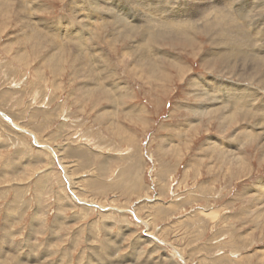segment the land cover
<instances>
[{
	"label": "rangeland",
	"instance_id": "1",
	"mask_svg": "<svg viewBox=\"0 0 264 264\" xmlns=\"http://www.w3.org/2000/svg\"><path fill=\"white\" fill-rule=\"evenodd\" d=\"M167 1L0 0V264H264V0Z\"/></svg>",
	"mask_w": 264,
	"mask_h": 264
},
{
	"label": "bare ground",
	"instance_id": "2",
	"mask_svg": "<svg viewBox=\"0 0 264 264\" xmlns=\"http://www.w3.org/2000/svg\"><path fill=\"white\" fill-rule=\"evenodd\" d=\"M153 1H154V0H153ZM166 1H167V0H166ZM167 2H168V1H167ZM167 2H166V4H167ZM174 2H175V1H174ZM143 3H144V2H143ZM149 3H150V2H149ZM202 3H203V2H202ZM204 3H205V2H204ZM231 3H232V2H231ZM164 4H165V3H164ZM170 4H171V2H170ZM170 4H169V6H170ZM214 4H215V3H214ZM232 4H233V3H232ZM156 5H159V4H156ZM215 5H216V4H215ZM215 5H214V6H215ZM113 6H114V5H113ZM140 6H141V4H140ZM145 6H146V5H145ZM147 6H148V5H147ZM167 6H168V5H167ZM173 6H174V5H172V7H173ZM194 6H195V5H194ZM196 6H197V5H196ZM196 6H195V7H196ZM206 6H207V4H206ZM218 6H219V5H218ZM153 7H154V6H153ZM159 7H160V6H159ZM191 7H192V6H191ZM197 7H198V6H197ZM207 7H208V6H207ZM212 7H213V6H212ZM222 7H224V6H222ZM222 7L220 8L221 10H222ZM239 7H240V6H238V8H239ZM145 8H146V7H144V10H145ZM151 8H152V7H151ZM179 8H180V5H179ZM217 8H219V7H217ZM228 8H229V7H227V9H228ZM156 9H157V8H156ZM156 9H154V10H156ZM170 9H171V8H170ZM180 9H181V8H180ZM194 9H195V8H194ZM215 9H216V6H215ZM130 10H131V9H130ZM149 10H151V9H149ZM171 10H172V9H171ZM208 10H209V9H208ZM147 11H148V8H147ZM163 11H164V10H163ZM212 11H214V10H212ZM105 12H106V11H105ZM122 12H123V11H122ZM145 12H146V11H145ZM156 12H157V11H154V13H156ZM169 12H170V11H169ZM182 12H184V11H182ZM182 12H181V13H182ZM193 12H195V11H193ZM218 12H219V11H218ZM228 12H229V11H228ZM141 13H142V12H141ZM178 13H179V12H178ZM184 13H186V12H184ZM229 13H230V12H229ZM235 13H236V12H235ZM240 13H241V12H240ZM102 14H103V13H102ZM116 14H117V13H116ZM137 14H138V13H137ZM147 14H148V13H147ZM159 14H160V13H159ZM161 14H162V13H161ZM207 14H208V13H207ZM222 14H223V13H222ZM238 14H239V12H238ZM243 14H244V13H243ZM243 14H242V15H243ZM177 15H179V14H176V16H177ZM180 15H181V14H180ZM217 15H218V14H217ZM225 15H227V13H226ZM232 15H233V14H232ZM232 15H231V16H232ZM181 16H182V15H181ZM181 16H178V17L180 18ZM233 16H234V15H233ZM233 16H232V17H233ZM245 16H246V15H245ZM217 17H218V16H217ZM232 17H231V18H232ZM238 17H241V16L238 15L237 18H238ZM243 17H244V15H243ZM121 18H122V15H121ZM158 18H161V16L158 17ZM167 18H168V17H166V19H167ZM171 18H172V16H171ZM186 18H187V17H186ZM204 18H205V17H204ZM207 18H208V17H207ZM219 18H220V16H219ZM225 18H226V16H225ZM241 18H242V17H241ZM246 18H247V17H246ZM208 19H209V18H208ZM234 19H235V18H234ZM149 20H150V18H149ZM151 20H152V19H151ZM167 20H168V19H167ZM167 20H166V21H167ZM200 20H201V19H200ZM206 20H207V19H206ZM217 20H218V19H215V21H217ZM220 20H222V18H221ZM220 20H218L217 22H219ZM223 20H224V19H223ZM235 20H236V19H235ZM243 20H245V19L243 18ZM243 20H242V21H243ZM100 21H101V20H100ZM147 21H148V20H147ZM153 21H154V20H153ZM160 21H161V20H160ZM160 21H157V22H160ZM162 21H163V20H162ZM168 21H169V24H168V23H165V24H161V25H160L161 30L166 29V31H175L174 28H175V27H179V25H178L177 23L173 22L172 19H171V20H168ZM170 21H172L173 23H170ZM203 21H204V20H203ZM207 21H208V20H207ZM209 21H210V20H209ZM209 21H208V22H209ZM211 21H212V20H211ZM225 21H228V20H225ZM230 21H231V20H230ZM238 21H239V20H238ZM238 21H237L236 23H238ZM182 22H183V21H182ZM217 22H216V23H217ZM220 22H221V21H220ZM222 22H223V21H222ZM243 22H244V21H243ZM245 22H246V21H245ZM247 22H248V21H247ZM180 23H181V22H180ZM187 23H188V22H187ZM204 23H205V22H204ZM216 23H215V25H216ZM228 23L230 24V22H228ZM131 24H132V23H131ZM138 24H139V23H138ZM176 24H177V25H176ZM206 24H207V22H206ZM208 24H209V23H208ZM224 24H226V23L224 22ZM224 24L221 25V23H220V25H221L222 27L225 26V28H226V26H227L228 24H227V25H224ZM231 24H232V21H231ZM239 24H240V23H239ZM245 24H246V23H245ZM133 25H134V24H133ZM148 25H149V24H148ZM125 26H126V25H125ZM128 26H129V25H128ZM149 26H150V25H149ZM149 26H148V27H149ZM152 26H153V25H152ZM209 26H210V25H209ZM218 26H219V25H218ZM238 26H239V25H238ZM257 26H259V25H257ZM146 27H147V26H146ZM150 27H151V26H150ZM155 27H156V26H155ZM181 27H182V26H181ZM212 27H214V26L212 25ZM227 27H230V26H227ZM239 27L242 28L241 25H240ZM244 27H245V26H244ZM259 27H260V26H259ZM262 27H263V26H262ZM141 28H142V27H141ZM151 28H152V27H151ZM171 28H173V29H171ZM179 28H180V27H179ZM206 28H207V27H206ZM219 28H221V27L219 26ZM235 28H237V26H236ZM235 28H234V25H233L232 29H235ZM245 28H246V27H245ZM245 28H244V29H245ZM132 29H134V28H132ZM142 29H143V28H142ZM152 29H153V28H152ZM158 29L160 30V28H158ZM223 29H224V28H223ZM226 29H227V28H226ZM226 29H225V30H226ZM259 29H260V28H259ZM130 30H131V29H130ZM145 30H146V29H145ZM216 30H217V28H216ZM216 30H213V32H215V38H216ZM230 30H231V29H230ZM236 30H237V29H236ZM241 30H242V32H244L243 28H242ZM241 30H239V31H241ZM245 30H246V29H245ZM125 31H126V30H125ZM134 31H135V30H134ZM138 31H139V30H138ZM156 31H157V30H156ZM163 31L166 32L165 30H163ZM163 31H162V32H163ZM178 31H179V30H178ZM220 31H221V30H220ZM222 31H224V30H222ZM222 31H221V33H222V36H223V34H227V32H228L229 30H228V31L226 30V31H227L226 33H223ZM232 31H233V30H232ZM260 31H262V30H260ZM139 32H140V31H139ZM242 32H240L241 35H243ZM263 32H264V31H263ZM149 33H150V32H149ZM151 33H152V34H151L152 36H149V37H150V38H153V36L156 35V34H154L153 31H152ZM168 33H169V32H168ZM218 33H219V31L217 32V34H218ZM221 33H220V34H221ZM137 34H138V33H137ZM157 34H158V33H157ZM159 34H162V33L159 32ZM159 34H158V35H159ZM165 34H167V33H165ZM180 34L182 35V32H181V31H180ZM228 34H229V33H228ZM230 34H232V32H231ZM233 34H234V32H233ZM238 34H239V33H238ZM244 34H245V33H244ZM248 34H249V32H248ZM144 36H145V35H144ZM161 36H164V35H161ZM225 36H226V35H225ZM225 36H223V37H225ZM255 36H256V35H255ZM79 37H81V36H79ZM146 37H147V35H146ZM155 37H156V36H155ZM155 37H154V38H155ZM159 37H160V36H159ZM179 37H180V36H179ZM226 37H227V36H226ZM230 37H231V36H230ZM230 37H229V38H230ZM243 37H244V36H243ZM245 37H246V36H245ZM245 37H244V40H245ZM147 38H148V37H147ZM150 38H148V39H150ZM154 38H153V39H154ZM156 38H157V37H156ZM165 38H166V37H165ZM227 38H228V37H227ZM229 38H228V40H226V41H229V40H230ZM231 38L233 39L234 37H231ZM238 38H239V36H238ZM241 38H242V36H241ZM256 38H257V37H256ZM143 39L145 40V37H143ZM221 39H222V38H221ZM223 39H224V38H223ZM223 39H222V40H223ZM225 39H226V38H225ZM235 39H236V38H235ZM239 39H240V38H239ZM247 39H249V38L247 37ZM150 40H151V39H150ZM154 40H155V39H154ZM154 40H153V41H154ZM182 40H183V39H182ZM216 40H218V39H216ZM216 40H215V41H216ZM153 41H152V42H153ZM179 41H180V40H179ZM223 41H224V40H223ZM232 41H233V40H232ZM232 41L230 40L229 43H232ZM238 41H239V40H238ZM241 41H242V40H241ZM241 41H240V44L237 45V46H240V45H242V44L244 43V42H243V43L241 44ZM249 41H250V39H249ZM146 42H147V41H146ZM155 42H156V41H155ZM218 42L220 43V41H218ZM221 42H222V41H221ZM216 43H217V42H216ZM233 44H234V41H233ZM233 44H232V45H233ZM247 44H248V43H247ZM255 44H258V43H255ZM157 45H158V44H157ZM180 45H181V44H180ZM220 45H221V44H220ZM224 45H225V44L223 43V46H224ZM226 45H227V42H226ZM232 45H230V46H232ZM245 45H246V44H245ZM249 45H251V44H249ZM144 46H145V45H144ZM178 46H179V45H178ZM188 46H189V45H188ZM235 46H236V45H235ZM251 46H252V45H251ZM134 47H135V46H134ZM185 47H186V46H185ZM221 47H222V45H221ZM225 47H226V46H225ZM227 47H229V44L227 45ZM244 47H246V46H244ZM231 48H232V47H231ZM231 48H230V49H231ZM239 48H240V47H239ZM247 48H249V47H247ZM139 49H140V48H139ZM251 49H252V48H251ZM260 49H261V48H260ZM262 49H263V48H262ZM218 50H219V49H218ZM234 50L237 51V49H235V48H234ZM249 50H250V49H249ZM254 50H255V49H254ZM211 51H212V50H211ZM219 51H222V50H219ZM240 51H241V50H240ZM240 51H239V53H236V52H234V53L239 55V54H240ZM193 52H194V51H193ZM193 52H192V53H193ZM216 52H217V51H216ZM216 52H215V53H216ZM225 52H227V51H225ZM231 52H232V51H231ZM231 52H229V53H231ZM241 52H242V54H243L244 50L241 51ZM245 52H247L246 49H245ZM245 52H244V53H245ZM258 52H260V51H258ZM258 52H257L256 54H259ZM163 53H166V52H163ZM217 53H218V52H217ZM220 53L222 54V52H220ZM213 54H214V52H213ZM213 54H212V55H213ZM223 54H225V53H223ZM226 54H228V52H227ZM245 54H246V53H245ZM253 54H254V53H253ZM262 54H263V53H262ZM148 55L150 56V54H148ZM164 55H165V54H164ZM197 55H198V54H197ZM215 55H216V54H215ZM215 55H214V56H215ZM149 56H148V57H149ZM219 56H220V55H219ZM227 56H229V55H227ZM230 56H231V55H230ZM230 56H229V57H230ZM234 56H236V55H234ZM234 56H233V57H234ZM259 56H260V54H259ZM150 57H151V56H150ZM172 57H173V56H172ZM220 57H222V56H220ZM229 57H228V58H229ZM242 57H243V56H241V59H242ZM135 58H137V60H138V63H135V68L138 69V68H140V67L142 66L141 61H144L145 59H147V60H151L152 57H151V58H145L144 56L139 55V56H137V57H135ZM245 58H247V57H245ZM248 58H251V57H248ZM209 59H210V58H209ZM225 59H227V58H225ZM261 59H262V58H261ZM261 59H260V61H263V60H261ZM219 60H220V59H219ZM233 60H234V59H233ZM246 60H247V59H246ZM248 60L250 61L251 59H248ZM253 60H254V59H253ZM255 60H256V59H255ZM257 60H258V59H257ZM215 61H217V60H215ZM230 61H231V60H230ZM236 61H237V60H236ZM260 61H259V62H260ZM206 62H207V61H206ZM228 62H229V59H228ZM228 62H227L226 64H228ZM240 62H242V61H240ZM224 63H225V62H224ZM209 64H210V63H209ZM222 64H223V63H222ZM234 64H235V63H233V65H234ZM240 64H241V63H240ZM261 64H262V62H261ZM171 66H172V65H171ZM218 66H219V65H218ZM225 66H226V65H225ZM228 66H229V65H228ZM230 66H231V65H230ZM259 67H261V65H260L259 63H254V64H253V63H250V64H244V65L242 64L241 66L237 67V72H238V73H241V75L239 76L240 78H246V77L248 76V78L250 79V78H254V75H255L256 73L259 74V72H260V68H259ZM210 68H212V67H210ZM232 68H233V67H232ZM235 68H236V65H235ZM166 69H167V68H166ZM178 70H179V72H181V71H180L181 69H178ZM226 70H227V72H229V73L231 72V70H230L229 68L226 69ZM258 70H259V72H258ZM157 71H159V69H155V68H153V67L151 68V74L154 75ZM172 71H173V70H172ZM162 72H164V71H160L159 73L161 74ZM222 72H223V70H222ZM233 72H234V71H233ZM229 73H228V74H229ZM160 74H159V75H160ZM223 74H224V72H223ZM231 74H232V73H231ZM258 74H257V75H258ZM159 75H158V76H159ZM232 75H234V74H232ZM235 75H236V74H235ZM257 75H256V76H257ZM158 76H157V77H158ZM163 76H165V75H163ZM166 76H167V75H166ZM166 76H165V77H166ZM180 76H181V75H180ZM218 76H219V75H218ZM227 76H228V75H227ZM230 76H231V75H230ZM155 77H156V76H155ZM220 77H221V76H220ZM225 77H226V76H225ZM162 78H163V77H162ZM166 78H167V77H166ZM168 78H169V76H168ZM171 78H172V77H171ZM171 78H170V79H171ZM211 78H212V77H211ZM228 79H229V78H228ZM233 79H234V76H233ZM237 79H238V78H236L235 80H237ZM261 79H262V81H261ZM201 80H202V79H201ZM212 80H213V78H212ZM258 80L261 81L262 83H264V74H262L261 76L259 75V76H258ZM159 81H160V80H159ZM161 81H163V80L161 79ZM202 81H203V80H202ZM215 81H216V80H215ZM224 81H225V80H224ZM195 82H196V81H195ZM219 82H220V81H219ZM236 82H237V81H236ZM257 82H258V81H257ZM203 83H204V81H203ZM208 83H210V85L212 84L211 82H208ZM224 83H225V82H224ZM226 83H228V82H226ZM240 83H241V82H240ZM259 83H260V82H259ZM259 83H258V84H259ZM196 84H197V83H196ZM219 84H220V83H219ZM230 84H231V83H230ZM230 84H228V85H230ZM235 84H237V83H235ZM241 84H242V83H241ZM241 84H240V85H241ZM205 85H206V83H205L203 86H205ZM223 85H224V84H223ZM225 85H226V84H225ZM225 85H224V86H225ZM237 85H238V84H237ZM196 86H198V85H196ZM213 86H214V83H213ZM241 86H243V85H241ZM201 87H202V86H201ZM209 87H210V86H209ZM226 87H227V86H226ZM228 87H229V86H228ZM228 87H227V88H228ZM234 87H235V86H234ZM205 88L208 89V85L205 86ZM213 88H214V87H213ZM216 88H217V87H216ZM216 88L214 89V91H217ZM224 88H225V87H224ZM227 88H226V90H227ZM229 88H230V87H229ZM245 88H246V87H245ZM207 89H206V90H207ZM234 89H236V88H234ZM221 90H222V88H221ZM224 90H225V89H224ZM199 91H200V90H199ZM227 91H228V90H227ZM231 91H232V89H231ZM234 91H236V90H234ZM245 91H246V90H245ZM228 92H229V91H228ZM251 92H252V90H251ZM253 92H254V91H253ZM196 93H197V92H196ZM203 93L206 94V95H209L210 98L207 100V98H208V96H207V98H205L207 101H206L204 104L202 103V105H200V107H199L200 109H199V110L202 112V114L205 113V112H209V111H210V113L212 114L214 111L217 112V110H219V115H220V113H221V115L219 116V119H220V120L222 119V120H224L225 122H226V121H230V122H228V123H232L231 121L233 120L234 117H236V109H235L236 106H233V110H231L232 108H231V109L228 108V107H227L228 105H227L226 103L224 104V101H223V105H225V107H224V108H223V107L220 108V107H218V106L216 105L217 103L215 102V100H216L217 102H219V101L217 100V99H219V98H217L215 95H214V97H213V95H211L212 93L209 94V93L205 92L204 90H203ZM219 93H220V92H219ZM242 93H243V92H242ZM242 93H241V94H242ZM247 93H248V92H247ZM197 94H198V93H197ZM215 94H216V93H215ZM221 94H222V93H221ZM224 94H225V92H224ZM238 94H239V93H238ZM202 95H203V94H202ZM232 95H233V94H232ZM232 95H231V96H232ZM236 95H237V94H236ZM247 95H249V94H247ZM198 96H199V95H198ZM203 96H205V95H203ZM227 96H228V95H227ZM237 96H238V95H237ZM249 96H250V95H249ZM249 96H248V97H249ZM219 97H220V96H219ZM223 97H224V96H222L221 99H223ZM242 97H243V96H242ZM244 97H245V96H244ZM224 98H225V97H224ZM227 98L232 99V98H230V97H226L225 100H227ZM234 99H235V97H234ZM247 100H248V99H247ZM253 100H254V99H253ZM232 101H233V100H232ZM232 101H231V102H232ZM226 102H227V101H226ZM228 102H229V101H228ZM249 102H250V101H249ZM238 103H239V102H238ZM240 103H241V101H240ZM253 103H254V102H253ZM253 103H252V104H253ZM252 104H250V106H251ZM219 105H222V103H219ZM229 105H230V104H229ZM233 105H234V104H233ZM253 105H254V104H253ZM246 106H247V105H246ZM237 107H238V106H237ZM237 107H236V108H237ZM253 107H254V106H253ZM195 108H198V107H195ZM218 108H219V109H218ZM212 109H213V110H212ZM257 111H258V110H257ZM227 112H228V113H227ZM263 112H264V111H263ZM210 116H211V115H210ZM245 116H246V115H245ZM240 117H241V116H240ZM262 117H263V115H262ZM214 118H215V117H214ZM217 118H218V117H217ZM9 119H10V118H9ZM260 119H261V117H260ZM253 120H255V119H253ZM223 123H224V122H223ZM223 123H222V124H223ZM263 123H264V122H262V124H263ZM262 126H263V125H262ZM257 127H258V126H257ZM257 127H256V128H257ZM263 127H264V126H263ZM245 128H246V127H245ZM250 129H251V128H250ZM258 130H259V129H258ZM263 132H264V130H263ZM238 136H239V135H238ZM245 136H246V138H248L250 141L255 140V139L257 138V137H256L257 134L255 133V134L253 135L252 132H250V131H245ZM243 138H244V137H243ZM260 138H261V137H260ZM260 138H259V140H260ZM262 138H263V139L260 140V141H261V145H260V146H261L262 148H264V136H262ZM128 139H129V138H128ZM243 141H244V139H243ZM259 143H260V142H259ZM253 144H254V143H253ZM240 146H241V143H240ZM261 147H260V148H261ZM263 150H264V149H263ZM221 152H222V153H225V154L228 155V156L233 157V159H236V161L238 160L239 162H242V160H241L242 158L240 157V154L237 152V150H235V148H234V149L230 148L229 150H228V149H225V151H224V150H223V151L221 150ZM225 154H224V155H225ZM226 155H225V156H226ZM223 158H224V157H223ZM220 161H221V160H220ZM242 163H243V162H242ZM242 166H243V165H242ZM62 168H63V167H62ZM226 168H227V167H226ZM67 170H68V169H67ZM63 173H64V172H63ZM75 185H76V184H75ZM70 190H71V189H70ZM256 200H257V203H256V204H258V205L261 207L260 210H259L260 214H264V202H263V200H264V192H263V191L259 194V196L257 197Z\"/></svg>",
	"mask_w": 264,
	"mask_h": 264
}]
</instances>
